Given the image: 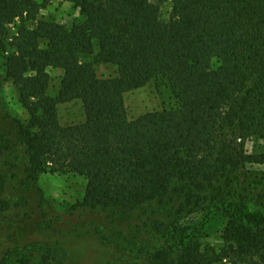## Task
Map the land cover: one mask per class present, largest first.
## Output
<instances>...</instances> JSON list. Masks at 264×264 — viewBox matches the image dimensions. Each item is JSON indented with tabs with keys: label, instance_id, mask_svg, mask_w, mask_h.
Returning a JSON list of instances; mask_svg holds the SVG:
<instances>
[{
	"label": "trees",
	"instance_id": "trees-1",
	"mask_svg": "<svg viewBox=\"0 0 264 264\" xmlns=\"http://www.w3.org/2000/svg\"><path fill=\"white\" fill-rule=\"evenodd\" d=\"M62 1L79 13L70 26L35 27L43 5L0 0L3 72L27 114L16 123L21 190L44 174L81 178L75 209L138 215L117 236L139 264H264V186L255 193L260 184L244 180L264 167V153L245 149L264 137V0ZM149 84L170 106L129 119L124 94ZM73 101L84 120L61 126L57 106ZM7 183L0 175V213ZM197 212L198 224L180 223ZM214 213L225 219L219 249L202 243Z\"/></svg>",
	"mask_w": 264,
	"mask_h": 264
},
{
	"label": "rangeland",
	"instance_id": "rangeland-1",
	"mask_svg": "<svg viewBox=\"0 0 264 264\" xmlns=\"http://www.w3.org/2000/svg\"><path fill=\"white\" fill-rule=\"evenodd\" d=\"M36 2L43 7L33 23L35 27H44L49 22L70 26L73 19L79 16L78 10L62 0ZM9 33L10 36L13 34L11 28ZM96 69L102 76L113 74V69L107 65H100ZM50 73L51 92H55L59 72ZM123 99L129 119L167 108L171 104L168 94L157 91L154 84L128 92ZM57 115L61 126L74 125L84 120L79 101L59 104ZM26 119L27 114L18 102L17 87L5 78L0 55V140L6 147L0 154V175L8 181L6 194L12 198L9 209L0 213V260L6 252L11 251L12 255L8 256L4 264H17L24 257H28L31 264H37L43 255L51 252L52 264H139L137 257L123 250L128 245L122 236H117L122 232L123 236L128 237L127 230L132 225H140L138 215H132L129 220L121 222L100 211L82 212L75 209L85 188L81 178L44 174L29 191L21 190L20 182L26 175V156L18 142L16 123H24ZM245 149L253 154L264 153V137L247 141ZM250 169L257 174L244 180L259 183L255 193H260V186H264V167ZM203 213L186 215L180 223L196 225L201 221ZM224 227L225 219L220 213L210 215L206 220L202 243L219 249ZM103 234L117 238L113 237L112 244H106V241H102Z\"/></svg>",
	"mask_w": 264,
	"mask_h": 264
}]
</instances>
